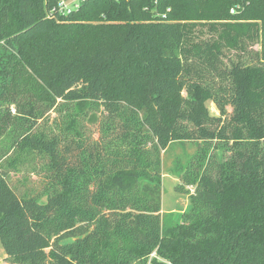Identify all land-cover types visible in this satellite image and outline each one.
<instances>
[{"label":"trees","instance_id":"obj_1","mask_svg":"<svg viewBox=\"0 0 264 264\" xmlns=\"http://www.w3.org/2000/svg\"><path fill=\"white\" fill-rule=\"evenodd\" d=\"M246 1L232 15V0H84L49 17L53 0H0L12 264H264V0ZM99 103L125 120L95 147L83 130ZM51 110L77 155L33 132ZM184 141L197 151L175 175L195 189L174 219L160 213L161 152ZM31 161L45 182L18 196L9 175Z\"/></svg>","mask_w":264,"mask_h":264},{"label":"rangeland","instance_id":"obj_2","mask_svg":"<svg viewBox=\"0 0 264 264\" xmlns=\"http://www.w3.org/2000/svg\"><path fill=\"white\" fill-rule=\"evenodd\" d=\"M208 108L211 115H218V110L212 102H208ZM230 110V108L228 107ZM95 114V121L84 120V135L89 143L99 147L107 139L113 137L115 130H120L121 121L125 120V107L116 104L99 103L98 107L90 110ZM108 130L109 135L105 134ZM35 133H43L47 138L58 140V149L64 158L69 155H77L73 143L63 130L62 113L51 110L39 121ZM74 145V146H73ZM72 148V149H71ZM197 151L195 142H172L161 152V215H170L174 219L182 212L190 209L189 195L193 193L195 186L182 185V181L175 175V164L180 160L182 164L186 162L189 156ZM71 156V159H73ZM39 161H31L19 169L17 172H11L9 183L18 196L24 193L39 194L45 182L44 172L40 169ZM180 186V187H177ZM0 264H12L5 253L0 241Z\"/></svg>","mask_w":264,"mask_h":264},{"label":"built area","instance_id":"obj_3","mask_svg":"<svg viewBox=\"0 0 264 264\" xmlns=\"http://www.w3.org/2000/svg\"><path fill=\"white\" fill-rule=\"evenodd\" d=\"M54 4L47 11V16L66 15L79 8L84 0H53ZM156 2V0H155ZM246 0H232V5L229 7V13L234 15L242 10ZM169 9H167L168 11ZM165 17V15H163Z\"/></svg>","mask_w":264,"mask_h":264}]
</instances>
